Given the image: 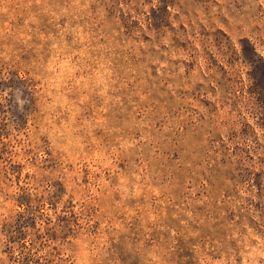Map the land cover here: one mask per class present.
<instances>
[{
    "label": "rangeland",
    "instance_id": "rangeland-1",
    "mask_svg": "<svg viewBox=\"0 0 264 264\" xmlns=\"http://www.w3.org/2000/svg\"><path fill=\"white\" fill-rule=\"evenodd\" d=\"M0 264H264V0H0Z\"/></svg>",
    "mask_w": 264,
    "mask_h": 264
}]
</instances>
